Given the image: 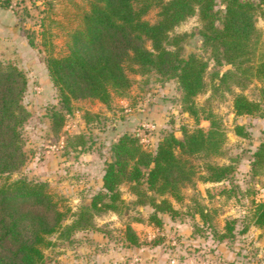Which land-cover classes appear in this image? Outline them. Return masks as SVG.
I'll list each match as a JSON object with an SVG mask.
<instances>
[{
  "label": "trees",
  "instance_id": "trees-1",
  "mask_svg": "<svg viewBox=\"0 0 264 264\" xmlns=\"http://www.w3.org/2000/svg\"><path fill=\"white\" fill-rule=\"evenodd\" d=\"M82 1L58 0V7L50 4L47 8L49 15H58L51 21L66 37L64 54L47 53L44 58L58 105L48 113L51 128L61 127L64 113L71 111L74 100L91 99L108 106L112 95L120 96L129 88L128 71H153L162 80L174 79L180 91V111L192 116L195 123L203 113L208 127H182L180 137L166 132L152 150L144 148L135 135H118L108 147L109 159L103 164L99 189L78 207L68 224H63L66 212L59 209L45 181L8 178L26 159L21 128L29 116L22 103L27 81L15 65L0 63V264H45L42 249L50 245V235L67 240L73 232L93 229L94 216L127 209L118 191L122 183L135 195L134 204L150 206L147 220L154 226L161 225L160 214L170 218L179 214L171 200L182 199L181 188L195 174L188 157L218 155L225 139L216 116L193 102L205 87L206 61L192 53L181 54L185 34L168 35L187 17L197 16L201 48L215 65L226 66L222 72L212 73V88L221 87L232 94L235 116H261L263 112L264 85L256 101L232 92L230 86L242 90L252 81L264 84V39L254 23L256 16L264 18V0H220L222 9L216 8V0ZM153 7L157 8V19L149 23L143 16ZM0 8L13 9L10 0H0ZM46 30L40 31L43 41ZM27 39L32 45V37ZM235 134L244 135L242 126L235 125ZM263 168L264 139L252 152L250 173L259 174ZM203 170V181L219 182L228 178L233 166L205 163ZM221 193L229 196L227 188ZM194 213L206 222V213L200 209ZM250 215L249 224L264 232V197L253 204ZM233 229L234 221H226L222 232L214 235L212 231V239H231ZM246 229L244 226L239 233ZM122 237L128 246L140 243L128 223L123 226Z\"/></svg>",
  "mask_w": 264,
  "mask_h": 264
},
{
  "label": "rangeland",
  "instance_id": "rangeland-1",
  "mask_svg": "<svg viewBox=\"0 0 264 264\" xmlns=\"http://www.w3.org/2000/svg\"><path fill=\"white\" fill-rule=\"evenodd\" d=\"M57 1L10 0L14 13L7 9L6 14L13 19L0 15V63L15 65L27 81L22 103L29 116L21 128L26 159L8 178L24 176L45 181L59 209L66 212L63 224H68L78 207L99 189L103 164L109 159L108 147L118 135L124 132L135 135L144 148L152 150L164 133L180 137L182 127L206 129L208 121L202 119V113L195 123L192 116L180 111V91L174 79L162 80L153 71L146 74L128 71L130 86L122 95H112L108 106L91 99L72 101L71 111L64 113L61 127L53 130L48 113L58 105L44 58L47 53L66 52L64 31L51 21L59 17L47 13L50 4L59 6ZM222 7L220 0H216V8ZM156 14L157 8L153 7L143 19L153 23ZM254 23L263 40L264 18L256 16ZM42 28L47 29L44 41L40 35ZM198 28L197 16L192 15L175 25L168 35L185 34L181 54L192 53L206 61L205 87L194 96L193 102L216 116L225 139L218 155L188 157L195 174L181 188L182 199L172 200L179 212L175 216L178 225L172 224L167 214H160V226L149 223L150 206L134 204L135 195L128 184L122 183L118 191L127 209L119 214L108 211L94 216L93 229L73 232L67 240L50 235V245L42 249L45 264H264V232L249 224L253 204L262 199L258 189L264 187V168L259 174L250 173L252 152L264 139V107L261 116L233 114L232 94L211 86L212 73H220L226 66L215 65L209 53L201 48ZM30 36L32 45L27 39ZM145 46L149 47V42ZM263 85L252 81L242 90L230 88L256 101ZM142 113L145 116L140 119ZM145 122L154 127H142ZM235 125L242 126L243 136L235 134ZM205 163L231 164L233 171L225 181L205 182L202 179ZM222 188L229 190V196L221 193ZM187 199L189 203L184 201ZM198 209L208 215L205 223L194 213ZM229 220L234 221L232 238L213 240ZM126 223L136 232L138 246L131 247L123 241ZM244 226L245 232L239 233Z\"/></svg>",
  "mask_w": 264,
  "mask_h": 264
},
{
  "label": "crops",
  "instance_id": "crops-1",
  "mask_svg": "<svg viewBox=\"0 0 264 264\" xmlns=\"http://www.w3.org/2000/svg\"><path fill=\"white\" fill-rule=\"evenodd\" d=\"M7 13V10H3V9H1L0 8V15H4L5 17H6V15H9V17H8V19H11L12 17L10 16V14H6ZM13 19V18H12ZM7 22H5L4 24H6ZM106 114H108V110H107V113ZM136 116H138V115H136ZM141 116L142 117H140V119H143L144 117L143 116H145V114H141ZM112 129H114V126L112 127ZM118 130H116V128H115V132H117ZM101 179V178H100ZM184 201H187L188 203L190 202V200H184ZM171 204H172V206H173V208H175V206L173 205L174 203H173V201L171 200ZM176 209V208H175ZM175 219V217L174 218H172L171 219V222H172V224H175V221H176V219ZM178 223L179 222H177L175 225L177 226L178 225ZM175 230V229H174ZM179 231V230H178ZM136 233V232H135ZM191 233V232H190ZM189 239L191 240V241H194V239H192V235L190 236V234H189Z\"/></svg>",
  "mask_w": 264,
  "mask_h": 264
},
{
  "label": "built area",
  "instance_id": "built-area-1",
  "mask_svg": "<svg viewBox=\"0 0 264 264\" xmlns=\"http://www.w3.org/2000/svg\"><path fill=\"white\" fill-rule=\"evenodd\" d=\"M141 126L142 127H146V128H150V129H152L154 127L152 123H147V122L141 124ZM258 191H259V196L261 198H263L264 197V187L263 188H259Z\"/></svg>",
  "mask_w": 264,
  "mask_h": 264
}]
</instances>
